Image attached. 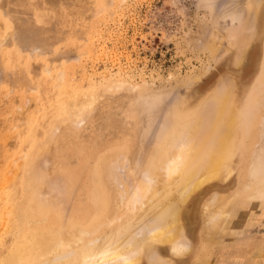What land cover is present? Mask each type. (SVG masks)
<instances>
[{"label": "rangeland", "instance_id": "rangeland-1", "mask_svg": "<svg viewBox=\"0 0 264 264\" xmlns=\"http://www.w3.org/2000/svg\"><path fill=\"white\" fill-rule=\"evenodd\" d=\"M192 93L198 113L224 98L234 106L236 127L217 124L220 134L232 129L234 151L196 206L199 191L180 202L170 186L134 211L118 210L123 223L141 220L137 234L154 228L153 206L167 199L191 214L171 241L135 236L138 264H264V199H240L264 185V0H0V261L32 239L46 221L41 209L70 217L105 154L122 152L96 177L111 197L137 174L145 181L151 149L194 107ZM74 99L87 103L81 117L62 110ZM178 239L189 245L180 256L170 250Z\"/></svg>", "mask_w": 264, "mask_h": 264}, {"label": "bare ground", "instance_id": "bare-ground-1", "mask_svg": "<svg viewBox=\"0 0 264 264\" xmlns=\"http://www.w3.org/2000/svg\"><path fill=\"white\" fill-rule=\"evenodd\" d=\"M239 60L241 61L242 59ZM235 72L238 73L239 69H237ZM221 83L219 85H221ZM197 96L198 95L194 93L190 95V98L193 99L190 103H194V107L187 108L188 111L185 114H180L181 119H183L184 121L181 120L180 124L176 125V128H172L168 133H166L164 137L165 139H163L164 141H160L161 143L158 147H156L157 149L155 148L156 150L153 149L152 151L151 149L152 153L150 152L151 155H149L148 157L147 167L145 168L146 163L143 167L144 170L149 171V173L146 171L148 175L146 173H144L145 175H142L143 178L144 176L146 177V179L144 178L145 181H142V179H140L141 181L138 180L137 176L139 174H137L135 178L136 181L131 183L132 186H130V188L128 187L129 191L127 190L126 192L127 185L125 181H123L124 186L121 184L123 186L122 188H124L126 185L124 189L125 193L120 191H123V189L120 188L119 190V188L115 187V185L113 186V189L110 187V189H112V192L114 190L117 191V188L121 192V195L119 194L118 196L117 192L119 191H114L112 195L117 194L118 198H116V196L114 195L113 197H111L109 195L107 187L102 182L103 179L99 178V181H97L96 177L100 176L99 173L102 172V165H113L111 163L113 162V160H115V157H118V152H122L120 151V149H118L119 151L114 150L111 153L105 154L102 157V162H98L102 165L97 164V170H90L92 171L91 173L92 177L94 176V180L89 183L87 181L88 178H86L85 182L83 183V198L75 196V202H72L73 208L69 210L71 213L70 217L67 218L66 221H62L57 208L51 209L52 207H46L45 209H41L42 212L37 213L36 216L43 215L46 221L43 222L41 226L36 227L34 234L26 235L32 236V239L27 237L25 240H23V243H21L20 246H18L5 258H3V260L0 261V264H138L141 248L138 244L139 242L137 238L140 237L139 240H142L145 237L147 238L146 233L148 232V237L150 239L156 238L171 241L176 232H178V234L182 232V227L185 226V228L188 229L189 223L192 221L191 214L188 212V210L186 212V210L178 209V205H176L177 203L173 202V200L168 201L167 198L166 202H160L159 205L157 204L156 206H153L156 208H160L157 211L159 216H157L156 211H153L151 209V212H155L156 214L155 216L150 213L152 214V218L153 216H155L158 218V220L160 219V224L157 222L158 220L154 221L153 218L154 222H152L151 225L153 226V224L156 222V225L153 226L154 228H149L150 230L146 228V230H149L146 232L140 231V233H138L139 237L137 234V230L134 228L140 227L139 223L141 224V220L139 221V223H137V225H134L133 227V224L123 223L121 214L124 211H122V208L125 210L127 209V211H134L135 207H137V204H140V206L142 204H145L142 203L143 199L145 200L146 198L145 202L147 203L152 202L157 199L158 196L160 197L161 195L166 193L169 188H173V186L175 191L173 194L177 196V198L179 199L178 201L180 202H186L188 198L189 202L193 193L199 191L193 198V200L190 201L193 206H196L202 197V184L212 177L214 178V176L218 175L221 170H226L228 168L227 163H229L230 156L234 151V148L232 146L233 143L231 140H233L235 137L233 139H230L232 129L228 130V134L224 135V133H226L224 129L226 128H220L221 131H219V129H217V124L226 120L228 121V125L226 126H231V128H233L236 121V110L234 106L230 107V109L228 110L227 103L224 98L222 100L219 99L218 103H214L212 101L213 104H208L205 108H203V110H199L200 112L198 113V110L196 109V105L198 103L196 99ZM83 101L84 100H82V102L80 101V104H76L78 101L76 100L75 102V99L73 101L66 100L62 104V110L63 112L68 114H71L73 112L71 114L72 116L74 115L75 117H81L82 115H84L83 111H85V106L87 104ZM75 111L76 113L74 114ZM173 122H170V124H173ZM170 124L168 120V125ZM168 125L167 127H169ZM222 130L224 131V133H221V135L220 132H222ZM126 146L127 147L124 146L123 148L127 149L125 151H129V146ZM131 169L136 170L135 167H132ZM143 172L141 169V173ZM149 174L150 176H152L151 178L149 177ZM133 176L135 177V175ZM152 178L153 180H151ZM70 181V188L72 191L74 181ZM120 183L121 182H119V184ZM249 188L247 190L248 193L242 194V196L240 197L241 200L246 201V199L249 198L264 199V185L262 190H259L258 192H256L257 186L255 187V189L254 187L250 188L251 190ZM243 189L245 191V188ZM237 194L238 193H236V195ZM238 196L236 197L238 198ZM171 198L175 199L174 196H171ZM231 198L233 199L235 197ZM226 201L228 202V204H231V202H229L230 200ZM226 201L225 204L227 205V207H231L232 205L228 206ZM234 201L232 202L234 203ZM156 208H154V210ZM12 209L14 208L12 207L11 210ZM221 209H223V206L221 207ZM118 210H121L122 212L120 211V213L118 214ZM127 211L124 215L127 214ZM10 213L13 212L11 211ZM226 214H220V216H218L219 218L215 217V219L217 218V220H221L219 221L220 223L218 224V226L221 225V222L223 223V225L225 224L226 219H228L230 216V212ZM10 218L12 219V217ZM147 219L144 221L148 222L149 219ZM215 219L214 222H216ZM144 221L142 220V222ZM142 225L144 226L143 223ZM134 230H136V234H134ZM216 230L217 229L215 228V231ZM223 230H225V228H223ZM218 233H220V231ZM140 234H143L144 237L140 236ZM135 236H137V238ZM184 240L178 239L177 242L172 244L170 250L173 255L175 254L177 256H180L188 252V241L185 242ZM159 251H162V248ZM156 261L161 262L159 260ZM163 263L169 264L166 261Z\"/></svg>", "mask_w": 264, "mask_h": 264}]
</instances>
